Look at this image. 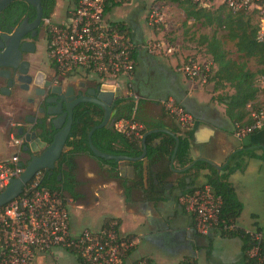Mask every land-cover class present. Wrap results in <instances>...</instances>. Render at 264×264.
I'll return each mask as SVG.
<instances>
[{
    "label": "crops",
    "instance_id": "0c3cea01",
    "mask_svg": "<svg viewBox=\"0 0 264 264\" xmlns=\"http://www.w3.org/2000/svg\"><path fill=\"white\" fill-rule=\"evenodd\" d=\"M138 1L142 2V4L139 5ZM163 1L171 2L168 0H161L160 2L156 0L154 5H163ZM151 3H153L151 0H114L112 3H107V10L104 14L105 21L113 26L119 23L123 24L128 31V37L137 46L135 51L136 58H134V77L130 87L123 85L121 89L123 97H134L135 100H131L135 104H138L139 101H144L146 103L145 115L152 123H163L167 128H178L181 133L191 134L189 153L192 162L184 168L186 170L190 169L200 159H206L213 162L219 168L216 170L220 172L226 165H229L230 157L239 152L238 163L241 168L231 174L229 182L242 205V210L246 205L248 207L252 205L249 210L253 213L256 211L255 206H260L264 211V200L256 203L255 199L252 198L253 195L255 196L253 187L247 181L252 176L257 179L264 178V126L244 138L237 139L234 136L236 125L229 122L224 114V106L215 100L218 92H214L213 87H211V93H208L207 83L200 84L198 81H192L177 72L175 67L179 64L178 61L169 58L152 57L146 53L143 46L146 43L145 38L148 37L138 22L140 9L137 7L141 6L142 20L145 27L150 29L146 24V18ZM147 5L150 7H148L146 12L144 11V6L146 7ZM58 6L59 3H56L52 13L53 18L59 14ZM114 9H118L117 19L115 20L110 17ZM145 12L146 15H144ZM79 77H82V75ZM83 80L86 83H90L85 79ZM162 99H172L177 105H180L192 115L194 124L189 131H182L177 122L162 109L160 105ZM254 105L255 108L251 107L252 105H248L246 109L251 111L252 109L260 108L261 102L259 98ZM167 128L161 130H167L176 137ZM0 150L8 151L5 158H8L14 152V149L8 150L5 148L1 133ZM75 162L76 193L79 198L77 200L70 198L72 203L68 206V211L73 208L74 204L88 199L95 203H107L110 216L103 219L101 226L106 220H110L109 222L114 221L117 223V232L120 237L136 241V246L129 252V260L145 258L150 264H154L153 254L138 248L141 240L144 239L152 247L162 245L166 246L169 251L173 250L174 257L172 261L174 264H185L188 262L198 264V258L203 251L205 252L206 264H231L233 262L235 264H246L241 251V242L237 237L221 236V233L217 230L211 231L207 236L199 235L195 231L193 215L184 209L181 199L207 185L204 178L205 174L208 173L207 170L201 171L195 183L189 188L190 178H184V183L187 186L183 189L179 188L177 183L183 178L182 173L186 170L177 169L174 165V160L172 163L171 159L170 163L167 160L149 162L144 157L141 160L142 186L132 188L129 197L126 198L123 195L120 182L124 183L126 187H132L133 181L139 174L138 170L134 169L131 164L132 162L118 163L119 181L109 178L110 166L100 164L92 157L79 155L76 157ZM86 167H92V171L82 173L80 169L84 171ZM125 167H132V172L129 173L125 170ZM168 168L171 169L172 174L164 178L163 175H165ZM82 176L88 180L85 186L87 197H84L83 192H81L82 184L79 178ZM158 178L160 182L157 181ZM150 182L151 186H153L150 195L159 197V201L146 198L145 192L148 191ZM260 194L263 195V191ZM256 196L258 195L256 194ZM252 216L255 218L258 215L252 214ZM254 221H256V228L261 229L264 234V227L257 224V219H254ZM234 225L244 231L254 232L241 227L238 224V220H236ZM71 230L74 232L81 231L72 228ZM219 240L220 242L217 243ZM162 241L165 243H161ZM230 251H232V254H230ZM70 258L73 259L67 253L55 250L52 254L39 255L35 264H54L56 262L71 264L69 262Z\"/></svg>",
    "mask_w": 264,
    "mask_h": 264
},
{
    "label": "built area",
    "instance_id": "2783aa9c",
    "mask_svg": "<svg viewBox=\"0 0 264 264\" xmlns=\"http://www.w3.org/2000/svg\"><path fill=\"white\" fill-rule=\"evenodd\" d=\"M65 3L63 13L43 21L47 30L46 54L59 79L79 75L86 81L109 85L113 89L130 87L134 77L133 54L137 46L121 30L104 19L108 0H55ZM187 1L197 8H225L232 13H245L255 19L256 39L264 45V0H179ZM162 22L157 7L148 11L146 24L155 28ZM148 54H166L173 47L154 39L144 44ZM178 73L192 81L206 84L210 67L200 66L191 59L176 67ZM261 80V79H260ZM262 86L264 81L261 80ZM162 109L170 115L182 131H189L194 119L172 99L160 101ZM253 124H236L234 136L244 138L264 126V107L252 110ZM114 129L140 139L144 127L133 121H118ZM14 152L0 160V192L10 180L18 178L24 171L20 160V140L12 139ZM36 175L22 193L0 208V264H35L42 254L61 250L82 264H150L145 258L129 260V252L136 246L135 240L120 237L117 223L109 222L98 230L84 229L74 232L70 228L68 206L71 199L55 192L38 188ZM184 209L193 215L195 231L207 236L213 230L226 233L237 229L234 224H225L219 219L221 199L215 197L206 185L181 199ZM245 233L253 240L250 257H257L254 264H264L258 256L262 232ZM54 264H60L58 262ZM185 264H195L188 262Z\"/></svg>",
    "mask_w": 264,
    "mask_h": 264
},
{
    "label": "trees",
    "instance_id": "16d2710c",
    "mask_svg": "<svg viewBox=\"0 0 264 264\" xmlns=\"http://www.w3.org/2000/svg\"><path fill=\"white\" fill-rule=\"evenodd\" d=\"M178 3L184 11L187 19L194 22L202 21V24L216 27L220 31V35L214 33L212 36L200 37L199 45L203 46L206 54L210 57V73L207 84H212L213 91L218 92L215 100L224 106V114L229 122L233 125L249 126L252 124L250 117L251 111L246 108L248 105L255 108L254 103L260 94H264V86L258 85V80L264 81V45L257 41V26L252 23V17L245 13H232L223 7H219L214 11L208 9L197 8L187 1L168 0ZM42 8V22L50 18L53 13L55 0H40ZM114 0H108L112 3ZM107 3L105 11L107 10ZM35 16L34 10H32ZM120 29L126 36L128 31L124 25L119 23L115 26ZM230 44L233 51L227 49ZM136 58L135 53L133 59ZM253 68H252V67ZM229 90V91H228ZM146 103L139 101L135 104L131 98L124 97L116 101L114 109L116 114L112 119L111 126L96 130L92 137V144L100 152L114 155L137 158L142 153L141 138L151 130H161L167 128L163 123H152L145 115ZM75 111L73 116V125L71 137L67 140L65 148L59 160L55 163L54 169L39 177L38 188L45 189L49 192H55L71 199L77 200L79 195L76 193L75 159L79 155H87L94 158L98 163L111 167L109 178L118 180V163L110 160L96 158L88 147V133L96 125H99L103 119V110L96 105L86 104ZM133 121L141 124L144 129L140 139L127 136L124 133L114 129V124L118 121ZM174 133L177 138L176 152L174 156V165L177 169H184L191 164L189 145L190 133H181L178 128H167ZM157 142V143H155ZM146 158L149 162H159L167 160L170 163L176 141L169 134L156 132L146 137ZM240 153L237 152L229 159V165L218 172L216 169L204 162H196L192 167L182 173L183 178L177 183L179 188H185L184 178H190L191 186L199 177L201 171L207 170L205 174V182L211 188L215 197L221 199V207L219 219L225 224H235L240 217L242 205L238 201L229 177L236 170L241 168L238 163ZM139 174L133 181L132 187H126L120 182L123 189V195L128 198L132 188L142 186L141 161L131 163ZM231 164V165H230ZM25 167V164H24ZM172 174L168 168L164 178ZM60 176V179L58 177ZM35 178H33L34 180ZM32 180V181H33ZM160 182L159 178L157 179ZM148 191L145 192L146 198L159 201V197L150 195L151 182ZM187 188V189H188ZM110 220L103 222L101 227L106 226ZM262 230L257 228L256 232ZM224 237H237L241 242V251L246 264H254L257 257H249L251 249L256 243L245 233L243 229H235L226 233H222ZM258 256L264 257V239L259 243ZM77 264H82L78 258H75Z\"/></svg>",
    "mask_w": 264,
    "mask_h": 264
},
{
    "label": "flooded vegetation",
    "instance_id": "af4514ba",
    "mask_svg": "<svg viewBox=\"0 0 264 264\" xmlns=\"http://www.w3.org/2000/svg\"><path fill=\"white\" fill-rule=\"evenodd\" d=\"M4 1L0 0V4ZM32 10L35 13L31 5L21 0H13L5 4L0 10V46L1 39L5 38L3 36H11L17 28L33 23L35 16ZM47 36L46 27L41 19L36 28L26 29L22 39L25 51L18 57L11 54L13 45L9 38L6 39L5 49H0V56L10 54V58L4 61L12 65L0 66V133L3 144L8 150L14 149L12 139L20 140L22 164L38 156L56 133L53 126H49L51 132L45 136L42 134L44 124L57 118V116H48V111L53 113L62 111V114H65L68 105L97 87L95 84L86 83L79 76L58 78L48 59L45 61L38 49L40 39L47 40ZM52 90L59 96L51 94ZM84 105L86 104L74 107L72 125L75 111L81 110L79 108ZM64 120L65 124L67 115ZM34 133L36 136L33 140L40 138L47 145L40 148L36 143L33 145L34 151L26 150L28 148L26 139ZM7 154V150H0V160ZM45 173L47 172L42 171L38 175L42 176Z\"/></svg>",
    "mask_w": 264,
    "mask_h": 264
},
{
    "label": "rangeland",
    "instance_id": "374dc122",
    "mask_svg": "<svg viewBox=\"0 0 264 264\" xmlns=\"http://www.w3.org/2000/svg\"><path fill=\"white\" fill-rule=\"evenodd\" d=\"M153 3H151V7H157L159 8V11L162 14V22L160 25L156 26L154 29L150 28L147 29L145 27V24L142 20V8L137 7L139 10L138 16V22L140 23L142 29L147 33V37L145 38L146 42H150L153 39L158 40V42H161L163 44H167L171 47H173L172 54L168 55L166 54H147L152 57L157 58H169L174 59L178 61L179 63L184 62V60L191 59L193 62L198 63L200 66H208L210 65V57L206 54L205 49L203 46H200L199 39L202 36L210 37L214 33H217L220 35V31L216 30V27L214 26H205L202 24V21L200 22H194L192 19H187L184 11L181 9V7L178 5V3L175 2H166L163 1V5H154V2L156 0H151ZM159 2L161 0H158ZM139 2V1H138ZM136 3V2H135ZM65 3H59V6L57 7V10L59 13H63V5ZM138 5V3H136ZM142 2H139V5H141ZM66 5V4H65ZM150 6H144V11L147 12L148 7ZM150 7V8H151ZM216 8L211 7L210 11H214ZM118 9H114L110 17L112 19H117ZM146 12L144 15H146ZM54 20L56 19L53 18ZM252 23L255 24V19L252 18ZM150 30V32H149ZM38 49L44 58V60H47V54H46V40L43 38L40 39V43L38 45ZM227 49L230 51H233V48L230 44L227 45ZM161 56V57H160ZM252 67V66H251ZM253 68V67H252ZM258 85L261 87L262 83L261 80H258ZM208 87V93H211V87L212 84L206 85ZM229 91V90H228ZM259 101L261 102V105L259 107H264V94L259 95ZM166 99H162L161 101H165ZM82 173L86 171H92V167H86L83 171V169H80ZM98 179V178H97ZM80 183L82 184L81 192H83V196L87 197V189L86 184L88 183V180L84 178V176L79 178ZM98 181V180H97ZM248 183H250L253 187V191L255 192V196L253 195L252 198L255 199L256 203L261 202V200H264V194L261 195L260 193L263 191L264 193V178H254L249 177L247 179ZM256 194L258 196H256ZM261 196V197H260ZM80 206V207H79ZM252 207L250 205L249 207L246 205V207L242 210L240 217L237 219L238 224L243 227L244 229L255 231L256 228V221L254 219H257V224L264 227V211L260 206H255L256 211L253 213L249 210V208ZM254 208V207H253ZM109 207L107 203L105 202H99L95 203L94 201L88 199L86 201H83L81 203H77L73 205V208L69 209V216H70V223L71 228L74 230H84V229H90V230H96L101 226V223L103 219L107 216H110ZM252 214H257L258 216L253 218ZM217 233V232H216ZM218 234V233H217ZM237 241L238 239L235 238ZM218 240V239H217ZM235 241V242H237ZM220 242L217 241V243ZM161 243H165L162 241ZM231 243V242H230ZM229 243V245H231ZM218 246V245H217ZM139 249H143L147 251L148 253L153 254V261L154 264H174L172 261V258L174 257V251H169L166 246H151L145 241L144 239L141 240V244L138 247ZM166 248V249H165ZM231 248V246H230ZM202 255L198 258V264H206L205 263V252L203 251L201 253ZM230 254H232V251H230ZM231 257V255H229ZM233 256V255H232ZM69 262L71 264H77L75 259L70 258ZM173 262V263H172ZM231 264H235L234 262Z\"/></svg>",
    "mask_w": 264,
    "mask_h": 264
},
{
    "label": "water",
    "instance_id": "95a60500",
    "mask_svg": "<svg viewBox=\"0 0 264 264\" xmlns=\"http://www.w3.org/2000/svg\"><path fill=\"white\" fill-rule=\"evenodd\" d=\"M13 0H5L3 3L0 4V10L7 4L8 2H11ZM29 5H31L35 9V20L32 24H27L26 26H21L17 28L11 36H3L5 38L1 39L2 45L0 46V49H5L6 47V39L9 38L12 42V52L11 54L15 57H18L21 52H24V43H22V39L25 35V31L27 28H36L42 19V8H41V2L40 0H21ZM33 46V45H32ZM10 58V54H3L0 56V59L2 60L0 62V66H12L10 63H5ZM92 84H95L97 87L95 89L90 90L87 95L79 97L76 101L71 103L66 107L65 114H62V111H58L57 113H53L48 111V116H57L56 119L52 120L50 123H45L44 127L42 128V134L45 136L46 134H49L51 132L49 126H53L56 133L53 135L51 142L47 145L45 142H43L40 138L34 137L36 134L34 133L31 135V137H27L26 142L28 144V148L26 150L34 151L33 145L38 143L40 148L46 147L42 150V152L38 155L33 157L30 161H28L25 164L23 173L16 179L10 180L8 186L0 192V208L5 206L6 204L10 203L14 199H16L23 191L25 186L30 183L33 178L38 175L40 172H50L54 169L55 163L59 160L61 157L63 150L65 148L67 140L71 137V128H72V113L75 106L79 104H87L91 103L96 106H98L100 109L103 110V119L99 125L94 126L88 133V147L91 153L99 159H103L106 161L113 160L117 163H123V162H136L141 161L144 159L146 155V144L145 140L146 137L151 134L158 131H161L163 133H168L172 137H174L171 133H169L167 130H153L148 133H146L142 137V153L137 158H130L126 156H114L109 155L103 152H100L97 150L94 145L92 144L91 137L93 133L96 130H100L102 128H106L111 126L112 119L116 114V110L114 109L116 101L124 98L121 92V89H113V87L109 85H102L100 83L96 82H90ZM51 94H56L59 96L58 93H55L53 90L50 91ZM131 99L135 100L134 97H131ZM62 102V100H61ZM67 115V121L64 124V117ZM58 123V125H56ZM64 124V125H63ZM176 141V145L173 151V154L171 156V163L174 160L175 152H176V146H177V138L174 137ZM25 150V151H26ZM200 161L208 163L210 166H212L215 169H219L213 162L206 160V159H200ZM190 167V166H189ZM188 167V168H189ZM125 170H127L129 173L132 172V167H125ZM186 170V169H184ZM183 170V171H184ZM122 171V169H121ZM60 179V176L58 177Z\"/></svg>",
    "mask_w": 264,
    "mask_h": 264
}]
</instances>
